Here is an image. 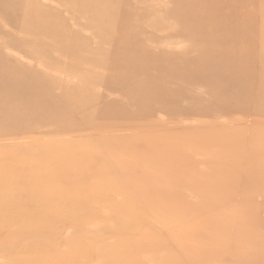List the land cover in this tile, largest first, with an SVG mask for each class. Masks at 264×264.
I'll return each instance as SVG.
<instances>
[{
	"label": "rangeland",
	"instance_id": "374dc122",
	"mask_svg": "<svg viewBox=\"0 0 264 264\" xmlns=\"http://www.w3.org/2000/svg\"><path fill=\"white\" fill-rule=\"evenodd\" d=\"M33 1L38 5H32ZM177 10L181 11L180 15ZM239 17L244 20L240 21ZM189 25L200 32L196 30L199 32L196 34L193 26L188 30ZM258 28L264 29V0H0V58L24 68L22 74L15 76L18 80L55 87L53 91L39 92L40 98L50 103L43 107L45 110L40 105L30 107L42 120L31 119L22 124L12 116L18 103L9 109L0 107V264H264V111L258 116L253 110L258 100L264 110V79L255 78L264 76V65L255 72V67L246 63L248 57H244L248 56L244 46L255 49L261 43L255 33ZM123 31L125 36L121 37ZM202 35L209 41L203 40ZM127 36L132 43L129 39L122 43ZM198 42L206 46L200 47ZM80 43H85L82 46L86 51H82ZM231 45L235 47L233 50L229 49ZM198 46L205 51L209 48L210 52L225 50L228 55L223 59L220 56L218 59L216 54L215 58L214 54L207 55V59L202 56V64L212 70L202 64L199 66L205 69H201L194 64L200 60ZM50 47L56 49L51 51ZM139 48L145 49L140 50V55ZM68 51L98 59L110 67L100 65L84 76L55 74L52 70L54 74L49 72L48 79L33 76L45 70L47 61L61 66L64 62L71 64L68 67L76 72L86 67L84 62L73 64L66 58ZM165 51L169 58L161 55ZM193 53L197 57L194 54L193 58ZM234 54L235 57H228ZM173 56L182 57L177 60ZM154 58H158L157 62ZM136 59L144 64L143 68H139L143 64H135ZM148 60L155 61L156 65L151 66ZM226 63L236 65L240 71L230 70ZM206 69L214 71L205 74ZM158 78L161 83L155 81ZM218 80L224 84L221 83V93L204 87V83L209 87L207 82L214 85ZM99 81H103L100 88ZM142 83H147L143 89L148 95L157 97H153L156 98L153 103L139 108L145 103L142 101L148 100L139 93L138 85ZM198 83L202 86L199 90L195 88ZM258 88L262 90L259 97L250 96ZM222 92L228 93L224 97ZM246 92L250 93L246 95ZM80 95L82 102L89 104L96 114L104 115L89 116L86 114L89 108L70 111ZM11 96L20 94L13 90L0 91V103ZM104 105L110 107L107 109ZM142 108L150 109L148 117L129 118L137 110L143 111ZM117 113L130 116L118 119ZM50 116H56L57 122L44 124ZM83 122H91L92 127ZM1 126L5 127V135H1ZM75 128L85 130H71ZM11 133L21 134L11 137ZM225 134L227 138L232 137L228 142ZM170 137L175 139L168 153L171 157L163 160L169 164L174 161L168 168L171 174L153 166L148 175L154 179L150 180L145 173L140 174L139 168L127 163L121 162L119 168L109 167L114 159V147L120 142L146 143L147 139L164 141ZM210 140L215 143L208 147L205 142ZM184 141L188 146H183ZM158 169L162 170L161 174ZM220 178L225 180L222 182ZM155 191L158 195L154 198L151 195ZM173 195H180L181 201H175L176 207L166 210L172 212L166 216L161 206L170 199L172 202ZM149 196L150 201L146 203L144 198Z\"/></svg>",
	"mask_w": 264,
	"mask_h": 264
},
{
	"label": "bare ground",
	"instance_id": "6f19581e",
	"mask_svg": "<svg viewBox=\"0 0 264 264\" xmlns=\"http://www.w3.org/2000/svg\"><path fill=\"white\" fill-rule=\"evenodd\" d=\"M231 2V1H230ZM230 4V3H229ZM233 4V3H232ZM239 4V3H238ZM32 5H34V6H37L38 4L35 2V1H33V3H32ZM235 5V4H234ZM66 6H68V5H66ZM228 7V6H227ZM176 9V8H175ZM191 9V8H190ZM181 10V9H180ZM186 10H189V9H186ZM185 10V11H186ZM154 11H155V9H154ZM175 10H173L172 11V13L174 12ZM178 14L179 13H181V11H179V10H177L176 11ZM187 12V11H186ZM256 12V11H255ZM66 13H67V11H66ZM239 13V12H238ZM238 13H236V14H238ZM245 13V12H244ZM170 14V13H169ZM176 14V13H175ZM178 14H176V15H178ZM184 14H186L185 12H184ZM247 14V13H246ZM257 14V13H256ZM180 15V14H179ZM178 15V16H179ZM187 16H188V14H186ZM233 15V14H232ZM169 16V15H168ZM193 16V15H192ZM235 16H237V15H235ZM235 16H232L231 18H235ZM165 17V16H164ZM171 17V16H170ZM173 17H174V14H173ZM181 17V16H180ZM183 17V16H182ZM185 17V16H184ZM183 17V18H184ZM230 17V16H229ZM229 17H227V18H229ZM241 17V16H240ZM239 17V18H240ZM244 17V16H243ZM242 17V19L240 18V21L241 20H244V18ZM124 19H126V18H128L127 16H126V18L125 17H123ZM178 18V17H177ZM197 18V17H196ZM180 19V18H179ZM191 19V18H190ZM221 18H219V20H220ZM223 19H224V17H223ZM121 20V19H120ZM174 20V19H173ZM192 20H193V18H192ZM191 20V21H192ZM198 20H199V18H198ZM216 20H218V19H215V21ZM218 20V21H219ZM227 20V19H226ZM229 20H230V18H229ZM191 21H187V23L189 22L190 24H191ZM225 21V20H224ZM228 21V20H227ZM226 21V22H227ZM235 21V20H234ZM233 21V22H234ZM236 21H237V19H236ZM245 21H246V19H245ZM122 21H120V23H121ZM132 22V21H131ZM134 22H135V20H134ZM133 22V23H134ZM181 22H183V21H181ZM181 22H180V24H181ZM193 22H195V20L193 21ZM230 22V21H229ZM138 23V22H137ZM142 23V22H141ZM184 23V22H183ZM188 23V24H189ZM201 23V22H200ZM221 23V22H220ZM228 23V22H227ZM235 23V22H234ZM122 24V23H121ZM180 24H178V25H180ZM198 24V23H197ZM216 24V23H215ZM224 24H226V23H224ZM231 24V23H230ZM135 25V24H134ZM174 25V24H173ZM193 25L195 26L196 25V23H193ZM193 25H189V26H185L188 30H189V27L190 28H192L191 26H193ZM205 25V24H204ZM231 25H233V24H231ZM234 25H236V23L234 24ZM237 25H238V23H237ZM247 25V24H246ZM245 25V26H246ZM123 26H126L124 23H123ZM177 26V25H176ZM182 26V25H181ZM193 26V28L195 29V31L196 30H199L198 28H195ZM127 27H128V24H127ZM138 27V26H137ZM140 27V26H139ZM138 27V28H139ZM184 27V30H185V32L187 33L188 32V30H186V28ZM197 27H199L200 28V26L199 25H197ZM226 27H228V26H226ZM230 27H232V26H230ZM242 27V26H241ZM244 27V26H243ZM252 27H253V25H252ZM260 27V26H259ZM119 29H120V26L118 27ZM251 28V27H250ZM256 28H257V26H256ZM89 29V28H88ZM202 29V28H201ZM214 29V28H213ZM232 29V28H231ZM251 29H253V28H251ZM118 30V29H117ZM137 30V29H136ZM141 30H143V29H141ZM140 30V31H141ZM183 30V31H184ZM209 30H210V28H209ZM219 29H217V31H218ZM226 30V29H225ZM237 30V29H236ZM247 30H248V28H247ZM144 31V30H143ZM152 31V30H151ZM175 31H176V28H175ZM193 31V30H192ZM221 31H223V30H221ZM229 31H230V29H229ZM242 31V30H241ZM244 31V30H243ZM242 31V32H243ZM119 32H120V30H119ZM118 32V33H119ZM145 32H146V30H145ZM147 32H149V31H147ZM171 32H173L174 34H175V32L174 31H171ZM199 32H200V30H199ZM198 31H196V34L197 33H199ZM211 32V31H210ZM220 32V31H219ZM231 32H233V31H231ZM120 33H122V30H121V32ZM131 33V32H130ZM173 33H171V34H173ZM189 33H191V32H189ZM192 33H195V32H192ZM191 33V34H192ZM202 33V32H201ZM214 33H216V32H214ZM241 33V32H240ZM245 33H246V31H245ZM256 33V36H259V38L258 39H260V44L259 45H256L257 43L255 42V44H253V42L251 43V44H253V45H256V47H255V49H253V48H250V46L251 45H249V46H244V49H245V51L247 52V55L248 56H246V55H244V57H248V59H247V61H246V63L247 64H249L250 66H253V67H255V72L256 71H259L258 69L259 68H263V65H264V29H260V28H258L257 29V32H255ZM170 34V35H171ZM176 34H177V32H176ZM208 34V33H207ZM210 34H212V33H210ZM220 34H221V32H220ZM117 35V34H116ZM116 35H115V38H116ZM128 35V34H127ZM178 35V34H177ZM199 35V34H198ZM206 35V34H205ZM223 35V34H222ZM225 35V34H224ZM230 35V34H229ZM232 35H236V34H234V33H232ZM231 35V36H232ZM238 35V34H237ZM236 35V36H237ZM125 36V34H124V31H123V35L121 36V37H124ZM147 36V35H146ZM202 36H204V35H202ZM207 37H208V35H206ZM210 36V35H209ZM212 36H214V34L212 35ZM211 36V37H212ZM241 36V35H240ZM245 36V35H244ZM244 36H242V38H245ZM119 37H120V35H119ZM119 37H118V39H119ZM130 37L132 38V35H130ZM141 37V36H140ZM188 37V36H187ZM194 36H192V38H193ZM238 37V36H237ZM236 37V38H237ZM142 38V37H141ZM159 38V37H158ZM192 38H191V40H192ZM202 37L200 36V38L199 39H197V37H196V39L197 40H200ZM215 38H217V36L215 37ZM222 38V37H221ZM242 38L240 37V39L242 40ZM117 39V40H118ZM129 39V37L127 36V39L126 40H124L125 42H122V43H127L126 41ZM134 39V38H133ZM143 39V38H142ZM142 39L141 40H139V41H142ZM150 39H154V38H150ZM193 39H195V38H193ZM204 39H206V40H208L209 41V39L208 38H206L205 36L203 37V40ZM211 39V38H210ZM255 39V38H254ZM114 40V39H113ZM116 40V41H117ZM121 41H123L122 39H120ZM131 40L132 39H129V41L131 42ZM135 40H136V42H137V39L135 38ZM161 39H159V41H160ZM166 40V39H165ZM213 40H214V38H213ZM219 41H220V39H218ZM237 40V39H236ZM115 41V40H114ZM115 41V42H116ZM128 41V42H129ZM153 41H156V40H153ZM210 41H212V40H210ZM235 41V40H234ZM238 41H240V40H238ZM237 41V42H238ZM249 41V40H248ZM257 41V40H256ZM18 41H16L15 43H16V45H19V43H17ZM135 42V41H134ZM135 42V43H136ZM187 42H188V40H187ZM190 42V41H189ZM201 43L202 42H204V41H200ZM206 42V41H205ZM214 42L216 43V40L215 41H213L212 43L214 44ZM221 43H222V41H220ZM231 42V41H230ZM236 42V43H237ZM251 42V41H250ZM132 43V42H131ZM140 43V42H139ZM146 43V42H145ZM154 43V42H153ZM152 43V44H153ZM174 43V42H173ZM194 43H195V41H194ZM193 43V44H194ZM197 43V42H196ZM227 43V42H226ZM81 44V48H82V51L84 52V51H86V49H85V47H83L82 45L83 44H85V43H80ZM138 44V43H137ZM136 44V45H137ZM147 44V43H146ZM181 44V43H180ZM198 44H199V42H198ZM206 43H204V44H199V46L200 45H205ZM212 44V45H213ZM232 44V43H231ZM235 44V43H234ZM238 44H241V42L240 43H238ZM113 45H115V44H113ZM135 45V44H134ZM135 45V46H136ZM20 46V45H19ZM132 46H133V44H132ZM148 46H150V45H148ZM198 46V47H199ZM206 46V45H205ZM232 46V45H231ZM239 46V45H238ZM124 47H125V45H124ZM138 47V46H137ZM183 47V46H182ZM197 46H195V48H196ZM200 47H202V46H200ZM198 48L197 50H198V57H197V55H196V53H193V56H194V54L196 55V57L199 59V57H200V60H199V62L198 61H196V62H198V63H195L194 61V64H196V67H205L206 66V68L208 69V68H210V67H208V65H204V62H203V64H202V56H204V58H206L207 59V55L209 56H212L211 54H214V58H215V54H216V56H218V59L220 58V57H222V59L225 57V56H227L228 55V52L227 51H225V50H220V51H218V52H210V50H209V48L207 49V51H205V50H202L201 48ZM220 47V46H219ZM221 47H223V46H221ZM228 47V46H227ZM252 47V46H251ZM122 48V47H121ZM125 48H127V47H125ZM130 48H131V45H130ZM132 48H135L136 49V47H132ZM131 48V49H132ZM143 48V47H142ZM145 48V47H144ZM147 48V47H146ZM158 48V47H157ZM162 48V47H161ZM235 47H234V45L231 47V48H229V49H231V50H233ZM49 49H51V51H52V49H56V47H50ZM148 49V48H147ZM191 49H194V47H191ZM223 49V48H222ZM125 50V49H124ZM127 50V49H126ZM134 50V49H133ZM133 50H131V51H133ZM137 50H139V52H140V50H143V49H137ZM145 50V49H144ZM144 50L142 51V52H144ZM176 50V49H175ZM186 50V49H185ZM195 50V49H194ZM238 50V49H237ZM130 51V49H128V51L127 52H129ZM147 51V50H146ZM145 51V52H146ZM160 51V50H159ZM191 51V50H190ZM26 52H28V51H26ZM90 52H92V54H94V50H90ZM126 52V53H127ZM142 52H140L139 53V55L140 54H142ZM148 52V51H147ZM166 52V51H165ZM188 52V51H187ZM194 52H196V51H194ZM234 52V51H233ZM239 52H241V51H239ZM238 52V55L240 54ZM125 53V52H124ZM130 53V52H129ZM128 53V54H129ZM133 54H134V52H132ZM135 53H136V51H135ZM151 53V52H150ZM149 52H148V54H150ZM156 53V52H155ZM154 53V54H155ZM66 54H68V55H65V56H69V57H66V58H70L71 59V62L73 63V64H79V63H83L84 62V64L86 65V67L85 68H81V70L80 71H78V72H76V71H74V70H72L71 68H69L68 66L70 65V67H71V64H67V63H65L64 62V64L61 66V65H58V64H56L55 63V61H47V64H46V66L43 68V69H45V70H42V71H38L39 73L38 74H36V75H33L34 77H36V78H39V79H48L49 78V76L51 75V74H75V73H78L76 76H84V75H86V74H89V71H91V69H95L96 67H99L100 65H103L101 62H100V60H95V59H88L87 57H85V56H79V54H70L69 53V51H68V53H66ZM122 54V53H121ZM128 54H126L127 55V57H128ZM144 54V53H143ZM147 54V55H148ZM162 54H168L167 52L166 53H161V55ZM185 54V53H184ZM187 54V53H186ZM185 54V56L187 57V55ZM191 54V53H190ZM189 54V55H190ZM233 54V53H232ZM63 55V54H62ZM83 55V54H82ZM126 55H124L123 54V56H126ZM129 55H131V54H129ZM135 55H138V54H135ZM135 55L134 56H132V57H135ZM138 55V56H139ZM145 55V54H144ZM159 55H160V53H159ZM169 55H170V53H169ZM172 55H176V54H172ZM181 55V54H180ZM200 55V56H199ZM138 56H137V58H138ZM151 55H149V57H150ZM152 56H153V54H152ZM151 56V57H152ZM155 56H156V54H155ZM164 56V55H163ZM171 56V55H170ZM183 56V55H182ZM182 56H176V57H178V58H175L174 56V58L175 59H179V57H182ZM192 56V57H193ZM220 56V57H219ZM239 56H241V55H239ZM62 57V59L64 60L65 58H63V56H61ZM82 57L84 58V59H82ZM121 56H119V59L121 60V58H120ZM131 57V58H132ZM139 57H141V56H139ZM142 57L143 58H146V57H144L143 55H142ZM141 57V58H142ZM167 57L169 58V56L167 55ZM167 57H166V59H167ZM172 57V58H173ZM202 57V58H201ZM229 58H233V57H235V54L231 57V55L230 56H228ZM228 57H226L227 59H229ZM236 57H238V56H236ZM255 57V58H254ZM123 59L124 58H126V57H122ZM148 58V57H147ZM161 58V57H160ZM171 58V57H170ZM174 58H173V60H174ZM190 58V57H189ZM193 58H195V56L193 57ZM196 58V59H197ZM239 58V57H238ZM241 58V57H240ZM242 58H243V56H242ZM241 58V61L242 60H244V59H242ZM155 59V58H154ZM158 59V58H157ZM157 59H155L156 60V62H157ZM208 59H209V57H208ZM212 59H213V57H212ZM116 61H117V59H115ZM120 60H118V61H120ZM136 60H138V59H136ZM135 60V61H136ZM160 60V59H159ZM183 60V59H182ZM190 60V59H189ZM192 60V59H191ZM204 60V59H203ZM215 60H217V59H215ZM221 60V59H220ZM233 62H235V59L233 60V59H231ZM239 60V59H238ZM149 61V60H148ZM147 61V62H148ZM152 61V60H151ZM151 61H149L150 63H152L151 64V66L153 65V63H155V65H156V62L154 61V62H151ZM161 61H164L163 59L161 60ZM175 61V60H174ZM179 61H181V60H179ZM201 61V62H200ZM206 61V60H205ZM209 61V60H208ZM210 61H211V59H210ZM229 61V60H228ZM110 63H111V61H109ZM115 62V61H114ZM124 62V61H123ZM138 63H135V62H133V63H135V64H140L139 63V60L137 61ZM172 62V61H171ZM171 62H169V63H171ZM182 62V61H181ZM191 62V61H190ZM211 62H214L215 64H216V62L215 61H211ZM211 62H209V63H211ZM239 62H240V60H239ZM118 63V62H117ZM125 63H126V60H125ZM127 63H128V60H127ZM126 63V64H127ZM158 63H160L159 61H158ZM173 63H175V62H173ZM184 63V62H183ZM192 63V62H191ZM244 63V62H243ZM129 66H132L131 65V60H129ZM134 64V65H135ZM141 64H143V63H141ZM141 64L139 65V66H141ZM146 64V63H145ZM163 64V63H162ZM165 64V63H164ZM168 64V63H167ZM172 64V63H171ZM193 64V63H192ZM203 65V66H199V65ZM208 64V63H207ZM213 64V63H212ZM211 64V65H212ZM214 64V65H215ZM218 64V63H217ZM216 64V65H217ZM234 64V63H233ZM239 64V63H238ZM246 64V65H247ZM115 65V64H114ZM124 65V64H123ZM133 65V66H134ZM147 65V64H146ZM159 65V64H158ZM166 65V64H165ZM173 65H175V64H173ZM182 65V64H181ZM186 64H184L183 66H185ZM214 65H212V66H214ZM215 65V66H216ZM224 65H225V63H224ZM226 65H227V63H226ZM230 65V64H229ZM229 65H227L228 67H230V70H232V71H236V70H239L240 71V69L239 68H236V65H232V66H229ZM103 66H105L106 68H109L110 67V64H109V66H107V65H103ZM116 66V65H115ZM128 66V65H127ZM138 66V67H139ZM143 66H144V64L141 66V67H139V68H143ZM170 66H172V65H170ZM180 66V65H179ZM194 65H192V67H193ZM220 66V65H219ZM113 67V66H112ZM117 67H118V65H117ZM116 67V68H117ZM137 67V68H138ZM162 68L163 67H165L166 69H167V67L166 66H161ZM160 67V68H161ZM169 67V66H168ZM188 67V66H187ZM190 67V69H191V66H189ZM203 67V68H204ZM226 67V66H225ZM257 67V68H256ZM132 68V67H131ZM158 68V71H159V66L157 67ZM164 68V69H165ZM172 68V67H171ZM180 69H181V67H179ZM199 68V69H200ZM215 68H217V66L215 67ZM214 68V69H215ZM220 68H221V66H220ZM223 68V67H222ZM115 69V68H114ZM133 69H135V68H133ZM163 69V70H164ZM173 69H176L175 67H173ZM182 69H184V67H182ZM186 70H187V68H185ZM202 69V68H201ZM205 69V68H204ZM206 69V72L207 73H205V72H203V73H205V74H208V73H210V72H213V71H211L212 70V68H210L211 70H207ZM51 70L54 72V73H52L51 72ZM112 70H113V68H112ZM136 70V69H135ZM138 70V69H137ZM137 70H136V72H137ZM161 70V69H160ZM170 70V69H169ZM177 70H178V67H177ZM193 70V69H192ZM250 70H251V68H250ZM94 71V70H93ZM92 71V72H93ZM114 71V70H113ZM133 71V70H132ZM131 71V72H132ZM141 71V70H140ZM139 71V72H140ZM157 70H154V72L156 73V72H158ZM181 71V70H180ZM179 71V72H180ZM182 71H184V70H182ZM190 71V70H189ZM202 71H205V70H202ZM201 71V72H202ZM24 72V68L21 66V65H19V64H15V63H9V62H7V61H5V60H3L2 58H0V91L1 92H7V91H10V90H13V91H18L19 92V94H20V96H11V97H13V98H10V99H6V100H4L3 102H1L0 103V107H6V109H9L10 107H11V105H13V104H15V103H18V105H17V109L14 111V113L12 114V116L14 117V118H16L18 121H19V123H22V124H24L25 122H27L28 120H31V119H35V120H42V118H40V117H37L36 116V114H35V112H31V109H30V107L31 106H34L35 107V105L36 106H38V105H40L41 106V110H45L44 108H45V106L46 107H48L47 105H50V103H47V101L45 100V99H42V98H40V97H42V96H40L41 94L39 93L41 90H42V92H44V91H53V90H55V87H51V86H46L45 84H33V85H31L27 80H25V81H20V80H18L15 76L17 75V74H19V73H23ZM49 72H51V74H49ZM91 72V73H92ZM103 72V71H102ZM169 72H171L172 73V69L169 71ZM173 72H176V70H173ZM252 72V71H251ZM106 73H108V72H106ZM177 73V72H176ZM193 73V72H192ZM197 73V72H196ZM113 74H114V72H113ZM117 74H119L118 72H117ZM157 74V73H156ZM182 74V73H181ZM199 74V73H198ZM211 74V73H210ZM256 74V73H255ZM111 75V74H110ZM121 75V74H120ZM139 75V74H138ZM148 75V74H147ZM149 75H150V72H149ZM158 75H159V73H158ZM168 74H166V76H167ZM170 75V74H169ZM200 75V74H199ZM55 76V75H54ZM201 76V75H200ZM114 77H116V76H114ZM119 77V76H118ZM118 77H116V78H118ZM123 77V76H122ZM136 77V76H135ZM152 77H154V76H152ZM163 77V76H162ZM170 77V76H169ZM207 77V76H206ZM213 77V76H212ZM144 78V77H143ZM150 78V77H149ZM170 78H172V77H170ZM208 78V77H207ZM255 78H258V79H261L262 78V80L264 79V76L263 77H261L260 75H257ZM54 79H56V78H54ZM122 79H124V78H122ZM141 79H142V77H141ZM177 78H175L174 80H176ZM253 79V78H252ZM97 80V79H96ZM115 80V79H114ZM114 80H112V82L114 81ZM117 80V79H116ZM121 80V79H120ZM119 80V81H120ZM135 80V79H134ZM154 80V79H153ZM205 80V79H204ZM207 80V79H206ZM256 80V79H255ZM255 80H254V82H255ZM95 81V80H94ZM122 82L123 81H125V79L124 80H121ZM120 81V82H121ZM129 81V80H128ZM137 81V80H136ZM141 81H143V80H141ZM150 81H151V79H150ZM155 81H157V82H160L161 83V81H159V78H158V80H155ZM209 81V80H208ZM100 83H99V88L101 87V83L103 82V81H99ZM178 82H180V81H178ZM196 82H198V81H196ZM63 83H65V82H63ZM114 83V82H113ZM125 83V82H124ZM129 83V82H128ZM127 83V84H128ZM148 83H149V81H148ZM155 83V82H154ZM164 83V82H163ZM169 83V82H168ZM172 83H174V82H172ZM171 83V84H172ZM181 83V82H180ZM183 83V82H182ZM186 83H188V82H186ZM185 83V84H186ZM202 83V82H201ZM207 83H209V87L204 83V87L208 90V91H212L213 93H214V91L215 92H219V93H221V90H223V86H222V82H220L219 80L218 81H216V82H214V85L211 83V82H207ZM222 83V84H221ZM60 84H62L61 82H60ZM111 84V83H110ZM118 84V83H117ZM120 84H122V83H120ZM126 84V83H125ZM130 84V83H129ZM129 84H128V86H129ZM131 84H133L132 82H131ZM156 84V83H155ZM166 84V83H165ZM184 84V85H185ZM193 84V83H192ZM199 84V83H198ZM213 85V86H210V85ZM230 84V83H229ZM235 84V83H234ZM75 85V84H74ZM87 85V84H86ZM85 85V86H86ZM94 85V84H93ZM113 85V84H112ZM147 85V83H142L141 85H138L139 86V93L147 100V101H142V103L143 102H145L144 104H141V105H139V108L140 107H143L145 104H148V103H150L151 101H152V103H153V101H154V99H156V98H153V97H157L155 94H151L150 93V95H148L147 94V91H144V89H143V87H145ZM154 85V84H153ZM162 85H164V84H162ZM177 85V84H176ZM202 85V84H201ZM224 85V84H223ZM149 86L151 87L152 85L151 84H149ZM158 86H160V85H158ZM178 86V85H177ZM179 86H181V85H179ZM189 86H192V85H189ZM188 85H187V87H189ZM197 86V85H196ZM142 87V88H141ZM194 87H195V85H194ZM199 87H200V84L197 86V87H195V88H197L198 90H199ZM235 87V86H234ZM253 87H254V83H253ZM252 87V88H253ZM126 88V87H125ZM155 88V87H154ZM157 88V87H156ZM160 88V87H159ZM167 88V87H166ZM184 88H186V87H183V89ZM190 88H192V87H190ZM200 88H202V86L200 87ZM205 88H203L204 89V91H205ZM137 89V90H138ZM161 89V88H160ZM168 89V88H167ZM194 89V88H193ZM44 90V91H43ZM97 90V89H96ZM153 90V89H152ZM159 89H157V91H158ZM165 90V89H164ZM169 90V89H168ZM184 90H186V89H184ZM189 90V89H188ZM195 90V89H194ZM253 90V89H252ZM175 91L176 90H174V93H175ZM187 91V90H186ZM254 91V90H253ZM82 92V91H81ZM131 92V91H130ZM171 92V91H170ZM178 92V91H177ZM179 92H183V91H179ZM185 92V91H184ZM183 92V93H184ZM188 92H190V91H188ZM191 92H192V90H191ZM261 92H262V90L260 89V88H258L257 90H255L254 92H252L251 94H250V96H254V97H256L257 98V96L259 97V95L261 94ZM134 93V92H133ZM138 93V92H137ZM164 93V92H163ZM193 93V92H192ZM195 94H196V92H194ZM203 93V92H202ZM218 93V94H219ZM225 93H228V92H225ZM225 93L223 94V92H222V94H223V96L225 97ZM250 92H246V95H248ZM43 95L44 94H47V93H42ZM83 94V92L81 93V95ZM172 94V93H171ZM189 94V93H188ZM205 94V93H204ZM221 94V95H222ZM81 95H80V97H78V98H76V104L75 105H73L72 107H70L69 108V110L70 111H75L74 109H87L88 110V108H89V104L88 105H86L85 103H83L82 102V100H81ZM176 95V94H175ZM206 95V94H205ZM132 96H135V95H132ZM147 96V97H146ZM185 96V94L183 95V97ZM208 96V95H207ZM46 97H48V96H46ZM190 97H191V99H192V96L190 95ZM194 97V96H193ZM211 96H209V98H210ZM228 97H229V95H228ZM127 98V97H126ZM181 98V97H180ZM185 98V97H184ZM188 98V97H187ZM130 99H132V98H130ZM134 99V98H133ZM176 99V98H175ZM195 99V98H194ZM193 99V100H194ZM138 100V99H137ZM141 100V99H140ZM177 100V99H176ZM204 100V99H203ZM128 101V100H127ZM179 101V100H178ZM155 102L157 103V101L155 100ZM155 102H154V104H155ZM115 104H116V102H114ZM128 103V102H127ZM126 103V104H127ZM175 103V102H174ZM206 104H207V102H205ZM241 103V102H240ZM113 104V103H112ZM130 105V104H129ZM211 105H214V104H211ZM39 106V107H40ZM104 106H106V105H104ZM112 106V105H111ZM130 106H134V105H130ZM136 106H138V105H136ZM150 106V105H149ZM158 106V105H157ZM215 106V105H214ZM241 106V105H240ZM250 106V105H249ZM44 107V108H43ZM107 107V106H106ZM108 107H110V106H108ZM108 107H107V109H108ZM118 107V106H117ZM124 107V106H123ZM128 107V106H127ZM152 107V106H151ZM74 108V109H73ZM114 108V107H113ZM119 108V107H118ZM130 108V107H129ZM132 108V107H131ZM130 108V109H131ZM166 107H164V109H165ZM254 108L255 109H253L254 110V114L256 115V114H258V116H259V114L261 115V113H262V111H264V110H262L261 109V107H260V105H259V100L258 101H255V105H254ZM143 109V108H142ZM145 109V108H144ZM143 109V111H138L137 110V112L134 114H132V116H130V115H127L129 112H127V111H125V112H127V114H122V115H119L120 113H117L116 115V118H118V119H120V118H124V117H129V118H131V117H133V116H138V118H139V116H142V117H144V116H147V115H149V112H147V111H149L150 109H148V110H144ZM37 110H38V108H37ZM68 109H67V111H69ZM123 110V109H122ZM126 110V109H125ZM248 110V109H247ZM119 111H120V109H119ZM166 111V110H165ZM171 111V110H170ZM249 111H250V109H249ZM41 112V111H40ZM124 112V113H125ZM167 112V111H166ZM169 112V111H168ZM159 113H161V112H159ZM193 113V112H192ZM227 113V112H226ZM86 114L87 115H93V114H96V112L95 111H93L92 110V108H91V106H90V108H89V111H87L86 112ZM172 114V113H171ZM225 114V113H224ZM96 115H98V117L99 118H101L104 114L102 113V112H100V113H97ZM218 115V114H217ZM216 115V116H217ZM263 115V114H262ZM34 116V117H33ZM214 116V115H213ZM148 117V116H147ZM150 117V116H149ZM209 117V116H208ZM211 117V116H210ZM255 117V116H254ZM57 117L56 116H50V117H48V119H46V121H44L43 123L44 124H46V125H49V124H52V123H54V122H57V119H56ZM134 118V117H133ZM136 118V117H135ZM146 118V117H145ZM100 120V119H99ZM95 121V120H94ZM107 121V120H106ZM98 122V121H97ZM260 123H263V122H259V124ZM91 122H87V123H84L83 122V125H86L87 127H92L91 125ZM209 124V123H208ZM215 124V123H214ZM207 125V124H206ZM213 125V124H212ZM29 126V125H28ZM99 126H101V125H99ZM106 126H108V125H106ZM181 126V125H180ZM207 126H209V125H207ZM211 126V125H210ZM29 128H31V127H29ZM187 128H189V127H187ZM31 130V129H30ZM71 130H73L74 132H80L81 130L82 131H84L85 129H80V128H75V129H71ZM178 130H180V129H178ZM61 131H64V130H62L61 129ZM224 131V130H223ZM233 131V130H232ZM254 131V130H253ZM163 132H165V131H163ZM234 132V131H233ZM237 132V131H236ZM235 132V133H236ZM239 132V131H238ZM1 135H5L6 134V130H5V127L4 126H1ZM225 133H226V131H225ZM240 133V132H239ZM21 133H15V135H12V133L11 134H9L11 137H15V136H19ZM25 134V133H24ZM28 134V133H27ZM164 134V136H167L165 133H161L160 135H163ZM221 134V133H220ZM228 134V133H227ZM227 134H225V136H226V138H227ZM234 134V133H233ZM242 134L244 135V133L242 132ZM249 134V133H248ZM257 134V133H256ZM218 135V134H217ZM234 135H236V134H234ZM253 135H254V133H253ZM258 135V134H257ZM225 136H223V137H225ZM233 136V135H232ZM254 136H256V135H254ZM147 137H150V136H147ZM186 137H188V136H186ZM219 137V136H218ZM221 137V136H220ZM231 137V136H230ZM229 136H228V140H227V142L232 138H230ZM236 137H238V135L236 136ZM171 138V137H170ZM191 139H193V137H190ZM239 138H240V136H239ZM255 138V137H254ZM155 139V138H154ZM195 139V138H194ZM223 139V138H222ZM257 139V138H256ZM103 140V139H102ZM104 140H106V139H104ZM173 140H175V139H165L164 141H158L157 140V138H156V140H152V139H147V142L146 143H139V142H135V141H132V140H129V141H126L127 142V144L125 145L124 143L125 142H120L119 143V145L117 146V147H114V152H115V155H114V159H112L111 160V162L109 163V167H113L114 166V168H119V164H121V162L122 163H127L128 165H130V166H132V167H134V168H139V170H140V174H142V173H145V175H148V172L149 171H153V169H151L153 166H157V167H159L160 169H163L165 172H167V174L168 173H172V172H169L170 170L168 169L172 164H174V161L171 163V164H169L168 162H167V160H163V158H165V159H170L168 156H170L168 153L169 152H171L172 151V147L174 146L173 145ZM187 140H189V139H187ZM196 140V139H195ZM155 141H158V142H155ZM197 141V140H196ZM259 141H260V139H259ZM84 142H88V141H84ZM186 141H184V143H182V144H184L183 146H188L187 145V143H185ZM191 142V141H190ZM175 143V142H174ZM195 143H197V142H195ZM213 143H215L214 141H212V140H210V141H207V142H205V144L208 146V147H211L212 146V144ZM231 143V142H230ZM256 143H258V142H256ZM179 144V143H178ZM226 144H228V143H225V145ZM193 145V142H191V146ZM230 145V144H229ZM181 146V145H180ZM241 146V145H240ZM193 147V146H192ZM191 147V148H192ZM195 147V146H194ZM229 147V146H228ZM110 156H112V145H110ZM187 148V147H186ZM221 148V147H220ZM249 148H251V147H249ZM189 149H190V147H189ZM193 149V148H192ZM197 150H198V148H196ZM225 151H226V149H224ZM230 150V149H229ZM253 150V149H252ZM117 151V152H116ZM174 151V150H173ZM187 151H188V149H187ZM243 151V150H242ZM113 152V153H114ZM190 152V151H189ZM217 152V151H216ZM244 152V151H243ZM197 153V152H196ZM253 153V152H252ZM177 154H179V153H177ZM192 154H193V150H192ZM186 155V154H185ZM194 155V154H193ZM196 155V154H195ZM215 155H216V153H215ZM217 155H218V153H217ZM221 155H223L222 153H221ZM243 155V154H242ZM171 157V156H170ZM219 157H223V156H220V154H219ZM226 157V156H225ZM243 157V156H242ZM176 158V157H175ZM174 158V159H175ZM215 158H217V157H215ZM214 158V159H215ZM213 159V160H214ZM218 159V158H217ZM231 159V158H230ZM114 160V161H113ZM180 159H178L177 161H179ZM185 160V159H184ZM212 160V161H213ZM216 160V159H215ZM214 160V161H215ZM171 161V160H170ZM249 161H250V159H249ZM180 162H182V161H180ZM218 162V161H217ZM251 162V161H250ZM178 163V162H177ZM232 163V162H231ZM244 163V162H243ZM246 163V162H245ZM244 163V164H245ZM219 164H220V162H219ZM225 164V163H224ZM240 164V163H239ZM243 164V165H244ZM252 165L254 164L253 162L251 163ZM241 165V164H240ZM255 165H253V167H254ZM181 169H182V167H180ZM222 168H224V165H222ZM226 168V167H225ZM228 168H229V166H228ZM242 168H243V166H242ZM255 168H256V166H255ZM146 169V170H145ZM175 169V168H174ZM220 169H221V167H220ZM230 169V168H229ZM229 169H227L228 171H229ZM105 170H107V167H105ZM173 170V169H172ZM177 170H178V168H177ZM222 170V169H221ZM247 170H249V169H247ZM254 170V169H253ZM142 171V172H141ZM159 171H160V174L162 173V170H159L158 169V174H159ZM230 171H231V169H230ZM229 171V172H230ZM243 171V170H242ZM250 171H251V169H250ZM254 171H256V169L254 170ZM258 171V170H257ZM177 172V171H176ZM223 172H224V170H223ZM164 173V172H163ZM240 173L242 174V172L240 171ZM166 174V173H165ZM177 174V173H176ZM221 174V173H220ZM224 174H226V173H224ZM240 174V175H241ZM255 174V173H254ZM164 175V174H163ZM180 175V174H179ZM243 175V174H242ZM241 175V179H242V177L244 176H242ZM149 176V178H150V180H153L154 178H152V176H151V174L150 175H148ZM162 176V175H161ZM160 176V177H161ZM173 176V175H172ZM156 177V176H155ZM159 177V176H158ZM166 177H168L167 175H166ZM237 178V177H236ZM155 179H158V178H155ZM215 179H217V178H215ZM221 179V181L223 182L224 180H222V178H220ZM112 180V179H111ZM238 180V179H237ZM243 180V179H242ZM241 180V181H242ZM104 181H108V179H105ZM164 181H165V179H164ZM239 181H240V179H239ZM155 182H158V181H156L155 180ZM226 182V181H225ZM243 182V181H242ZM251 182V181H250ZM253 182H255L256 183V181H253ZM253 182H251V183H253ZM207 183V182H206ZM157 184V183H156ZM220 184H221V182H220ZM226 184V183H225ZM242 184V183H241ZM169 185V184H168ZM172 185V184H171ZM205 185H207V184H205ZM160 186V185H159ZM174 186H176L175 184H174ZM239 186V185H238ZM177 187V186H176ZM178 187H180V186H178ZM207 187V186H206ZM240 187H242V185L240 186ZM255 188H257V187H255ZM159 189V188H158ZM238 189H240V188H238ZM161 190V189H160ZM159 190V191H160ZM211 190V189H210ZM162 191V190H161ZM167 192V191H166ZM240 192V191H239ZM158 195V193L155 191L151 196L152 197H156ZM184 195V194H183ZM142 197H143V195H142ZM214 197H216V196H214ZM182 198H184V197H182ZM245 198V197H244ZM164 200H166V197L164 198ZM144 201L147 203L148 201H150V196L149 197H145L144 198ZM175 201L176 202H179V201H181V197H180V195H173V201L171 202V199H170V201H168V203L165 205V203L161 206V210H162V212L163 213H165L166 214V216H167V213H168V215H170L172 212H167L166 210H170V209H172V208H175L176 206V203H175ZM148 205H150L149 203H148ZM200 210V209H199ZM164 220V219H163ZM164 222L165 223H167L165 220H164Z\"/></svg>",
	"mask_w": 264,
	"mask_h": 264
}]
</instances>
